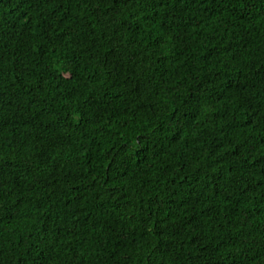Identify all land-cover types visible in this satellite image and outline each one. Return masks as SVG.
<instances>
[{"label": "trees", "instance_id": "1", "mask_svg": "<svg viewBox=\"0 0 264 264\" xmlns=\"http://www.w3.org/2000/svg\"><path fill=\"white\" fill-rule=\"evenodd\" d=\"M0 264H264V0H0Z\"/></svg>", "mask_w": 264, "mask_h": 264}]
</instances>
